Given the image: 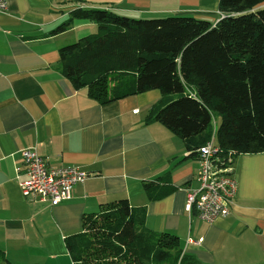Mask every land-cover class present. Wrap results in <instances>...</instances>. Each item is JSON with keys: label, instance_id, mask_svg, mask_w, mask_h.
I'll return each mask as SVG.
<instances>
[{"label": "crops", "instance_id": "crops-1", "mask_svg": "<svg viewBox=\"0 0 264 264\" xmlns=\"http://www.w3.org/2000/svg\"><path fill=\"white\" fill-rule=\"evenodd\" d=\"M7 3V11L0 12V247L6 257L15 264H74L65 239L82 229L83 215L126 198L146 208L148 228L176 234L184 252L205 264H264V152L237 157L238 188L230 212L204 220L186 208L188 189L198 187V157L188 156L180 135L148 118L161 91L101 103L59 69L60 48L97 28L74 19L67 30L54 32L72 9L139 15L133 17L187 14L216 23L218 0ZM26 147H35L52 165H75L91 174L74 186L70 200L41 202L25 195L16 177ZM165 173L175 189L149 200L143 180Z\"/></svg>", "mask_w": 264, "mask_h": 264}, {"label": "trees", "instance_id": "trees-1", "mask_svg": "<svg viewBox=\"0 0 264 264\" xmlns=\"http://www.w3.org/2000/svg\"><path fill=\"white\" fill-rule=\"evenodd\" d=\"M218 9L216 23L187 14L72 9L54 32L74 19L97 28L60 48L59 69L101 103L159 89L148 118L180 135L190 157L214 136L218 155L234 166L241 154L264 152V0H218ZM143 186L149 200L175 189L169 173ZM145 217L146 208L126 198L85 213L82 229L65 239L73 263L205 264L184 252L176 234L148 228ZM0 264H15L1 247Z\"/></svg>", "mask_w": 264, "mask_h": 264}, {"label": "built area", "instance_id": "built-area-1", "mask_svg": "<svg viewBox=\"0 0 264 264\" xmlns=\"http://www.w3.org/2000/svg\"><path fill=\"white\" fill-rule=\"evenodd\" d=\"M7 9V0H0V12ZM198 152L201 164L198 187L188 189L186 208L204 220L214 221L230 212L238 184L233 165L225 164L218 155L219 147L214 140L202 145ZM21 155L23 167L16 177L23 193L51 205L70 200L74 186L91 174L75 165H52L35 147L22 149Z\"/></svg>", "mask_w": 264, "mask_h": 264}, {"label": "rangeland", "instance_id": "rangeland-1", "mask_svg": "<svg viewBox=\"0 0 264 264\" xmlns=\"http://www.w3.org/2000/svg\"><path fill=\"white\" fill-rule=\"evenodd\" d=\"M168 15H175V14H173V13H161L160 12V13H156V14H145L144 16L159 17V16H168ZM133 16H139V15H133ZM214 121L212 122V125L215 126V125H217V122L219 121V119L217 118Z\"/></svg>", "mask_w": 264, "mask_h": 264}]
</instances>
